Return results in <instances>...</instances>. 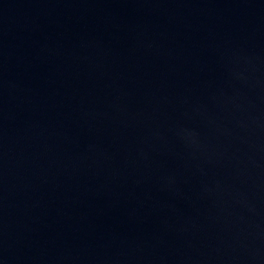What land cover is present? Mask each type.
Wrapping results in <instances>:
<instances>
[{
    "label": "water",
    "instance_id": "water-1",
    "mask_svg": "<svg viewBox=\"0 0 264 264\" xmlns=\"http://www.w3.org/2000/svg\"><path fill=\"white\" fill-rule=\"evenodd\" d=\"M0 264H264V0H0Z\"/></svg>",
    "mask_w": 264,
    "mask_h": 264
}]
</instances>
